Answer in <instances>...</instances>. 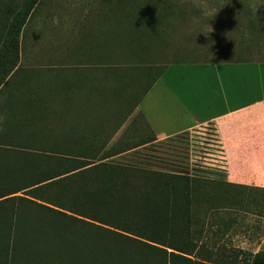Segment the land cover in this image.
<instances>
[{"label": "rangeland", "instance_id": "1", "mask_svg": "<svg viewBox=\"0 0 264 264\" xmlns=\"http://www.w3.org/2000/svg\"><path fill=\"white\" fill-rule=\"evenodd\" d=\"M19 1L0 0V35ZM85 52H96L100 71L116 72L174 61L264 58V0H40L19 36L18 55L8 60L13 70L0 85V197L7 194L0 198V264H113L103 248H111L106 244L114 235L96 227L112 228L93 220L109 210L93 204L94 189L79 190L84 176L24 188L58 167L53 158L60 152L93 150L92 143L62 139L60 97L47 91L59 71H50L45 60L64 54L76 64L77 54ZM108 159L117 167L198 179L189 227L194 258L222 257L224 264L235 249H264V190L225 182L211 127ZM145 179L129 180L152 185ZM115 210L109 221L129 219ZM95 239L104 246L95 248ZM55 240L60 253L46 256L43 247Z\"/></svg>", "mask_w": 264, "mask_h": 264}, {"label": "crops", "instance_id": "2", "mask_svg": "<svg viewBox=\"0 0 264 264\" xmlns=\"http://www.w3.org/2000/svg\"><path fill=\"white\" fill-rule=\"evenodd\" d=\"M77 56L76 64L64 54L45 60L50 71H59L47 91L60 97L62 139L119 149L110 156L118 158L209 126L225 182L264 190V58L174 61L116 72L100 71L96 52Z\"/></svg>", "mask_w": 264, "mask_h": 264}, {"label": "trees", "instance_id": "3", "mask_svg": "<svg viewBox=\"0 0 264 264\" xmlns=\"http://www.w3.org/2000/svg\"><path fill=\"white\" fill-rule=\"evenodd\" d=\"M39 1L20 0L18 7L12 11L5 23L3 33L0 35V85L13 70L7 66L8 60L18 55L19 36ZM73 142L77 144L76 141ZM94 144L89 145L93 146V150L88 153L60 152L53 158L58 160V167H52L50 173L33 179V182L24 188L52 182L58 178L62 181H74L84 176L86 180L80 182L78 188L84 189L87 193L94 189L93 192H96L98 200L93 204H101L99 209L102 211L106 208L116 212L117 207L126 212V217L129 218L123 222L120 218L117 219L118 221H109L107 216L109 211L105 215L98 213L93 217L95 222L112 228L106 229L98 225L96 227L114 235L110 243L106 244L111 248L106 249V246L103 248L107 259L113 264H129V262L130 264H222V257L215 262L208 257L202 260L193 257L194 237L189 227L191 203L196 191L193 183L198 180L196 177L173 172H148L117 167L109 162L108 158L118 154L119 149L101 153L103 145ZM131 177L152 180V185H131L129 180ZM112 206L115 208L110 209ZM60 215L66 216L61 212ZM68 218L75 221L71 217ZM121 239L128 244H123ZM95 241V248L100 249L104 246L103 243L98 242V239ZM54 243L50 248L43 247L46 256L54 257L60 253L59 249L55 250L58 247V240ZM42 244L47 245V241L43 239ZM230 259L229 263L224 264H264V249L256 252L235 249Z\"/></svg>", "mask_w": 264, "mask_h": 264}]
</instances>
